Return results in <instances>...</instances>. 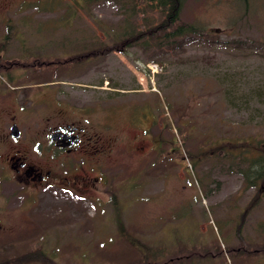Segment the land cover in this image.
Segmentation results:
<instances>
[{"label":"rangeland","instance_id":"obj_1","mask_svg":"<svg viewBox=\"0 0 264 264\" xmlns=\"http://www.w3.org/2000/svg\"><path fill=\"white\" fill-rule=\"evenodd\" d=\"M163 18L156 0H0V83L24 72L45 119L100 137L107 177L12 212L0 264H264V188L243 175L264 141V0H185L175 40L151 33Z\"/></svg>","mask_w":264,"mask_h":264},{"label":"flooded vegetation","instance_id":"obj_2","mask_svg":"<svg viewBox=\"0 0 264 264\" xmlns=\"http://www.w3.org/2000/svg\"><path fill=\"white\" fill-rule=\"evenodd\" d=\"M6 62L0 58V74ZM65 63L12 64L27 68ZM23 76L24 72H9L6 83H0V231L12 212L26 215L41 207L38 198L48 191L85 197L95 196L96 185L107 189L106 169L96 162L106 151L104 141L74 121L45 119L39 104L28 103Z\"/></svg>","mask_w":264,"mask_h":264},{"label":"trees","instance_id":"obj_3","mask_svg":"<svg viewBox=\"0 0 264 264\" xmlns=\"http://www.w3.org/2000/svg\"><path fill=\"white\" fill-rule=\"evenodd\" d=\"M157 5L164 10V18L161 20L160 24H157L152 29H150L151 33L155 32L160 33V31L164 34L163 39H172L184 37L192 32H194V27L192 25H187L183 23H178L180 10L182 8L183 2L185 0H156ZM171 28L170 30H168ZM139 39V34L131 33L126 36L124 42H133ZM91 53V52H90ZM97 54V52H93L89 55ZM87 56V55H86ZM260 151L261 152L257 158H255L254 162L251 163L244 171V179L248 186L255 187L258 182L261 183L259 187V191H262L264 188V141L260 143ZM258 187V186H257ZM262 189V190H261ZM259 197L255 196L251 202L256 204L258 202ZM246 214V212H245ZM240 227L237 228V235H241ZM32 253V252H31ZM41 255V250H37L33 252L32 256ZM41 259V258H40ZM156 264V263H155Z\"/></svg>","mask_w":264,"mask_h":264}]
</instances>
